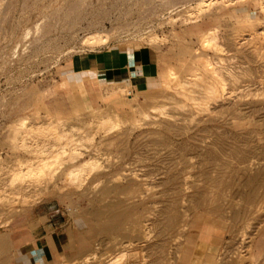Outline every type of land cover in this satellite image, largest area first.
Instances as JSON below:
<instances>
[{"label":"rangeland","instance_id":"rangeland-1","mask_svg":"<svg viewBox=\"0 0 264 264\" xmlns=\"http://www.w3.org/2000/svg\"><path fill=\"white\" fill-rule=\"evenodd\" d=\"M0 264H264V0H0Z\"/></svg>","mask_w":264,"mask_h":264},{"label":"crops","instance_id":"crops-1","mask_svg":"<svg viewBox=\"0 0 264 264\" xmlns=\"http://www.w3.org/2000/svg\"><path fill=\"white\" fill-rule=\"evenodd\" d=\"M120 66H122V65H120ZM105 69H106V71H108V68H105ZM49 235H50L49 233H46V234L41 235L35 239V245L31 246V249H30L32 254H38L39 250L46 249L45 243H46V241H48Z\"/></svg>","mask_w":264,"mask_h":264},{"label":"bare ground","instance_id":"bare-ground-1","mask_svg":"<svg viewBox=\"0 0 264 264\" xmlns=\"http://www.w3.org/2000/svg\"><path fill=\"white\" fill-rule=\"evenodd\" d=\"M208 39H209V38H208ZM212 89H213V88H212ZM90 164H91V162H90ZM83 167H84V166H83ZM80 168H81V167H80ZM81 169H82V168H81ZM255 178H256V177H255ZM250 185H251V184H250ZM168 216H169V215H168ZM238 217H239V216H238ZM172 218H174V219L176 218V213H175L173 216H171V218L168 220V223H167V224H168L169 226L172 225V223H171V221H172L171 219H172ZM164 226H165V225H164ZM166 230H168V229H166ZM3 242H4V241H3Z\"/></svg>","mask_w":264,"mask_h":264}]
</instances>
